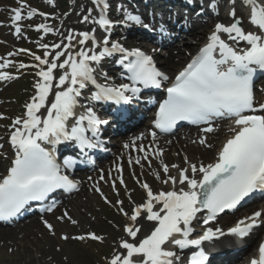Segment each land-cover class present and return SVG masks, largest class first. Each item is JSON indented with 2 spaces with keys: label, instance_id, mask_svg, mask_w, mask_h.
<instances>
[{
  "label": "snow or ice",
  "instance_id": "6c2138e0",
  "mask_svg": "<svg viewBox=\"0 0 264 264\" xmlns=\"http://www.w3.org/2000/svg\"><path fill=\"white\" fill-rule=\"evenodd\" d=\"M91 2L93 8L82 16V22L99 28L104 33L101 39L96 36V28L90 31L71 29L60 34L42 22L34 28L37 33L60 35L61 40L51 46L39 43L44 50L43 56L27 49L18 50L30 55L36 63L16 66L13 61L0 57V81L17 78L3 71L14 66L18 70L36 69L38 77L33 84L34 94L24 105V114L12 122L10 144L15 156L6 174L0 178V221L12 220L30 203L44 202L57 190L79 191V182L69 173L78 164H94V161L66 156L58 162L57 146L76 148L81 157H87L88 150H108L100 138L101 127L108 121L101 120L90 104L80 102L85 89H91V95L87 97L90 102L120 106L138 99L142 89L163 88L166 96L155 112V129L171 133L181 122L202 126L203 135L193 143L209 150L215 146L209 142L208 136L218 130L219 121H231L229 134L208 163L193 162L184 156L183 165L169 164L158 145L135 143L145 138L143 134L124 145L125 149L135 146L142 153L134 157L129 155V166L153 168V161H158L152 175L161 187L154 190L133 171L131 175L144 193L142 202L136 203L128 192L122 164L116 167L117 177L107 181L117 197L115 202L105 195L98 183L93 185L104 202L116 208L127 221L112 254L106 257V264H209V254L203 245L226 234L222 227L210 225H214L226 211H236L253 193L264 192V100L257 101L255 90L258 73L264 74V0H228L226 15L229 22L214 24L206 42L174 78L157 67L153 55L111 41L112 31L117 26H135L151 31V24L122 5L117 8L122 18L113 20L109 16V0ZM188 2L194 3V0ZM47 3L55 7V0H47ZM237 3L243 16L237 14ZM219 6L220 0H208L207 11L218 15ZM204 11L201 0V14ZM10 12V27L17 38L24 37L25 27H32L23 24L25 19L31 20L37 15L45 21L49 19L48 14L30 7L25 0H19L18 6ZM245 20L255 30H246ZM160 31L165 33L167 26H162ZM16 54L9 53V56ZM113 57L126 73L121 76L119 84L100 68L105 59ZM57 70L62 71L57 74ZM260 91L264 94V88ZM121 111L126 112L117 109L118 113ZM0 119L6 117L0 116ZM150 136L155 143L157 133L152 131ZM100 179H105L103 173ZM117 184L128 193L130 210H125V201L119 199ZM54 207L55 202L47 211ZM205 212L207 214L200 218L203 228L194 238L197 231L194 222H198L199 214ZM57 219L79 226V221L68 211ZM141 219L151 222V228L143 236L139 235ZM43 223L55 236L54 225L48 220ZM262 224L264 208L239 219L228 228L227 234L243 239ZM113 227L118 228L117 225ZM62 239L91 240L101 244L106 240L92 231L75 236L65 234ZM174 249L195 251L185 261ZM257 252L249 264H264V242L259 243Z\"/></svg>",
  "mask_w": 264,
  "mask_h": 264
},
{
  "label": "rangeland",
  "instance_id": "374dc122",
  "mask_svg": "<svg viewBox=\"0 0 264 264\" xmlns=\"http://www.w3.org/2000/svg\"><path fill=\"white\" fill-rule=\"evenodd\" d=\"M18 2L19 0H12L10 5L18 6ZM25 2L32 8L50 12L54 17L52 21L48 22L43 21L39 17H34V20H37L35 24L45 22L56 30H59L62 25H64L65 19L69 18L73 10H76V5L82 4L86 6L83 10H81V12H84L83 15L87 14V10L89 8H93L91 0H55V7L49 5L47 3V0H25ZM121 5H123V3L120 1L117 5V8ZM117 8L111 10L112 12L116 13L114 16H110V18H112L113 20L119 19V17H116V15L118 14ZM1 21H3V19H0V25L2 24ZM94 27L96 28L95 25L91 28ZM114 29H116V27ZM30 31L31 30L28 28L24 29V37L22 38V41H20V39L14 40L13 38H11V36L6 37L8 38L5 41L6 46H0V57L4 58L5 60H10L11 56H9V53H11V50H14V47L16 46H22L25 49L28 48V50L31 49L37 51L40 48L39 43H48L52 40V45L54 43L60 42V40L52 38L54 34L43 35L42 33H37L33 35ZM4 36L5 35L0 36V39ZM195 42L196 40L193 37H189L187 40L182 42L181 46L185 48V55H189L185 57L183 53L184 56L181 55V58H183L181 60V64L173 68L172 71L176 72L178 69H180L186 62V59L190 55L192 56L195 53V51L198 49ZM7 45L9 46L7 47ZM192 47L195 48L190 51V48ZM43 53L39 54L43 56ZM14 59H16L15 56L12 57L11 61H14ZM162 63L165 68H168L166 67L167 58L164 61L162 60ZM110 77H113V75L110 74ZM36 80L37 79L32 76H27L22 80H17L14 83L1 86L4 91L2 93V96L0 97V116L6 117V119H0V155H5V153L3 152L7 150V147H5V135L10 133L13 120L24 114V105L34 94L33 84ZM101 82H103V80H101ZM86 95L88 96L89 94H85V96ZM184 132L185 131H183L182 133ZM164 149L166 148L164 147ZM122 150L123 151L119 152V154L122 156L119 160L113 157L108 159L107 161L111 163L114 159H116L118 160V162H122V160H124L123 157H129L130 154H125V148H122ZM178 156L179 154L176 150L169 149V158L167 157V163H176V159L178 158ZM1 158L6 161V156H2ZM155 167L149 168L146 165L142 169L137 166V174L140 176V178L142 174H145L147 176V178H145L146 181H148V183L153 187L154 190L161 187L160 183L154 180L152 175ZM128 168L130 169V166H128ZM129 174L130 180L128 183L130 185L128 187V192L131 193L132 199L136 203H141L144 193L143 191H141L142 189H140L139 185L135 183L130 172ZM108 188V198L115 202L117 197L113 192L110 184ZM118 189L120 191L119 199H123L125 201V210H130L131 205L129 204V201L127 199L128 193L125 192L124 187L121 185H119ZM74 197L76 196H73L72 198ZM93 197H95V200L92 201L91 207H89V209H82V212L85 214L84 220L80 219V217L73 218L79 221V226L72 225L67 221H59L57 217L61 216L63 214L62 212L56 214V216H51L50 221L53 222L55 228L60 229L61 232L56 236H53L47 231V234L51 239L50 247L43 244L40 250H35L34 252L30 253L25 252L21 248L18 251L17 249L12 248L5 249L3 251L0 250V264H42L39 260V257L43 259L44 264H104V262H106V257H109L111 255L110 249L116 246V240L121 235H123V225L127 221L125 217L117 212L116 208L103 203L96 194H94ZM253 209L255 208H252L248 212H252ZM29 221L30 220L23 221L12 226L0 227V229H13L16 227H23L28 224ZM113 225H117L118 228L113 227ZM88 231H92L97 233L98 235L104 236L106 238L105 242L101 244L98 242H93L91 240L81 242L72 239L68 241L62 239V236L65 234L69 236H75L86 233ZM117 233L119 234L117 235Z\"/></svg>",
  "mask_w": 264,
  "mask_h": 264
},
{
  "label": "bare ground",
  "instance_id": "6f19581e",
  "mask_svg": "<svg viewBox=\"0 0 264 264\" xmlns=\"http://www.w3.org/2000/svg\"><path fill=\"white\" fill-rule=\"evenodd\" d=\"M11 1L12 0H0V19L5 18L6 10L8 9V5L11 3ZM85 7L86 6L82 5V4L76 5V7H75L76 10H73V12L69 16V18L65 19V23H64L62 29L59 31L60 34H66V31L71 30V29H74L76 31H85L89 27L94 26L93 24L82 22V15L84 12H81V10H83ZM111 8H113L112 5H111ZM229 19L230 18L226 14L222 13L217 18V21L218 22H227V21H229ZM208 25L209 24H207V23L203 24L199 30L186 33L185 37L195 36V39L197 41H200L203 37H205V36L207 37V35L210 33V32L208 34L204 33V31L206 30ZM249 26L252 27L250 24H249ZM11 29H12L11 27L6 28V27L0 26V36H2V35L10 36L12 33V31H10ZM97 33H100V31L98 30ZM102 34H104V33L102 32ZM14 36H13V39H15V40L18 39L17 37H14ZM57 38H59V40H61L60 35H57ZM197 41H196V45H198ZM170 47H174V48H172L168 53L167 67L170 70H172L173 68H175L179 64H181V60L183 59V58H181V55H183V53L185 55V48H183L181 45H179V43L170 44ZM194 48L195 47L190 48V51H192ZM186 56H188V54H186L185 57ZM61 59H63V58H61ZM59 71H62V70H59ZM146 125H148V124H146ZM230 125H231V123L217 124L218 130L214 133L209 134V136H208L209 142H211L215 146L212 150H209V149L199 145L198 143H193L194 140H198V138L203 135V133L198 129L188 130L185 133H181L180 135L175 136L173 138L163 137L161 140L162 143L160 145L167 147L165 152H164V157H165L164 159H167V157L169 158V148H173L179 154L178 158L176 159V163H181L183 165V157L184 156H187L193 162H196V161H203L205 163L211 162L213 160L216 149H218L222 145L223 141L226 138V135L229 134L228 128ZM134 134H136V137L139 136V135H137V132ZM144 136H145V138L142 141L137 140L135 143L138 145V144H144L146 142H151L152 145H158L156 143V141H155V143L152 142L151 136L149 135V133H147ZM134 139H135V137L130 139L131 142ZM160 145H158V146H160ZM136 156H137V154H136ZM5 174H6L5 161L0 160V178H2ZM173 174H174V172H173ZM79 187L81 188V190L78 193L74 194V195H76V197L71 198L68 201H59L58 202L57 207H56L57 214H59V213H61V211L65 210V211L69 212V214L72 216V218L80 217V219L84 220L85 214L82 212V209L83 208L89 209V207H91L92 201L95 200V197H93V196H94V194H96V192L94 190L87 188L84 177L80 178ZM106 187H107V184H102L101 190L102 191L107 190ZM165 187H167V186H165ZM141 191H143V190H141ZM71 193L72 192L68 193L66 196H68V197L74 196V195H70ZM66 196H64L62 198H65ZM255 208H257V210L264 208V203H261V204L255 206ZM252 213L253 212L249 213V215H251ZM51 216L52 215L47 216L46 218L50 223L53 224V222L50 221ZM232 217L233 216H231V215H225L220 220L221 221L232 220ZM140 223L142 224L141 231L143 230L142 233L144 234V233H146V230L149 229L151 223L144 221L143 219H141ZM54 228H55V226H54ZM263 228H264V226L261 227L260 229H258V231H256V234L260 233ZM44 229L46 230V232ZM47 231L48 230L44 226V223L38 218L31 219L28 222V224H26L23 227H16L13 229H0V250L3 251L5 249L12 248V249H17V251H18L21 248L25 252L30 253V252H34L35 250L36 251L40 250L42 248L43 244L45 246L50 247L51 239L49 238ZM55 232L57 235L61 231H60V229L55 228ZM118 234L119 233H117V235ZM232 244L233 243H230L231 247L232 246L234 247V245H232ZM32 247H34V248H32ZM114 248L110 249V254H112ZM39 260L42 264H44L43 259L41 257H39ZM104 264H106V262H104Z\"/></svg>",
  "mask_w": 264,
  "mask_h": 264
}]
</instances>
